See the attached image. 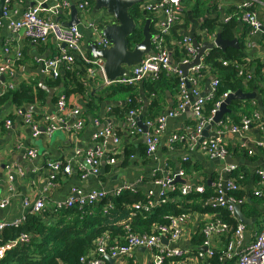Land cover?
Segmentation results:
<instances>
[{
	"label": "built area",
	"instance_id": "built-area-1",
	"mask_svg": "<svg viewBox=\"0 0 264 264\" xmlns=\"http://www.w3.org/2000/svg\"><path fill=\"white\" fill-rule=\"evenodd\" d=\"M15 1L3 0L0 28L5 25L12 33L22 31V36L32 44L39 45L48 40H53L60 47L57 54L51 57L37 56L34 58V63L48 77L55 79L64 71H74L84 65L85 73L83 78L89 82L99 76L105 86L116 84L140 85L145 78L156 80L164 72L178 79L176 102L165 112L163 111L153 117H146L142 121L145 130L138 124V116L142 115V106L130 108L125 112L124 128L130 136H142L146 156H152L158 150L160 137L165 131L167 120L180 115L186 108H189L190 119L193 124L188 125L184 131L175 132L168 137L170 149H174V147L179 145L183 153L185 151H197L210 160H224L227 156L230 157V148L223 139L224 134L230 133L236 135L241 141H245L247 140L245 134L252 128L259 132H264V119L260 117L257 111L245 113L238 110L235 112L228 106L230 112L225 113L218 121H213L214 114L220 108L221 103L227 98L229 93L234 91H224L217 95V99L214 100L216 97L215 92H217V87L219 86V75L211 69L205 56L210 48L219 47L214 43L216 35L220 32L219 28L221 25L229 22L232 14L224 11L212 28H203L204 37L199 36V44L207 42L213 44V46L206 48L199 56L198 62L189 66L184 73L181 65L189 64L194 60L196 49L192 38L186 32L182 31V29H177L176 33L179 36H175L172 33V29L175 26L180 27L184 22L186 0H143L139 3L140 11L150 18L152 17V51L144 54L139 63L128 67L126 75L109 80L104 71L105 60L100 57H93L89 52L90 50L84 48L80 26H84V28L91 30L96 35L92 43L98 49H106L111 44L108 39L102 36L101 27L104 24L113 22V15L108 14L106 11L105 13L101 11V16L90 20L87 15L93 7V0H76L74 2L76 12L84 15L85 22H82L78 17L76 24L67 26L61 23L59 18L64 11L70 9L71 3L69 0H35L32 5L23 9L17 17H13L12 14H17V9L12 8ZM258 2L260 1L241 0L236 8L240 10V18L248 27L249 33H261L264 44V16L260 18L254 8ZM105 14L107 17H105ZM173 51L181 53L175 63L172 60ZM3 52L6 56L0 63V97L8 90L15 88L12 80L15 70L14 66L16 62L23 58L22 51L9 45V42L4 45ZM260 63V74L264 77V60L260 61ZM222 65H230L235 68L236 78L240 79L244 88H247L248 82L255 77L254 67L248 63L247 57L243 56L240 61L224 59L222 60ZM2 76L4 77L3 80L1 79ZM207 78H209L207 93H204L203 84ZM242 91L244 92V90ZM140 99L143 104L149 102V99L144 94H141ZM212 99L214 101L207 114L205 104ZM129 101V99L126 100V102ZM54 103L58 118L66 115L67 102L65 95L57 96ZM244 106L245 104L243 103L240 108L242 109ZM233 113L237 115V121L231 116ZM70 114L76 117L71 129L80 130L83 127L81 109L78 106H74L70 109ZM14 115L21 118L23 124L29 128L33 138L39 135L49 137L58 128L55 116L53 119L49 117H45L43 120L36 119L31 109L23 112L21 108H16ZM95 124H98L97 120ZM10 125L11 120L6 119L5 126L9 127ZM209 127L211 128L210 136H203V131ZM109 138L112 139L114 144L119 141L112 129L104 126L92 134V142L88 148L75 150V158L72 161H47L45 164V169L48 171L45 182L46 188L53 184L61 172L67 175L70 174L73 167L80 170V176L85 178L87 175H98L102 161L108 165L115 164L120 150L116 146H109ZM256 145L264 148L263 142H257ZM17 146L21 147V144L18 143ZM244 151L251 154V152H248L247 146ZM25 154L28 158H34L36 150L32 147L26 148ZM181 159L184 162L190 160V157L188 154H184ZM5 168L6 189L10 195L0 198V208L10 202L11 195L14 193L12 185L14 178L16 176L21 177L24 174L22 168L18 165H6ZM235 169L236 165L234 164L221 165L219 170L214 173L213 178L207 180L213 186L214 193L207 198L204 205L213 209L225 208L231 214H234L233 203L241 202L228 194L229 191L238 189L236 179L230 176ZM157 173H160V175L156 176ZM223 174H227V176H223ZM188 175L189 173L183 167L168 171L167 165L164 163L162 169H154L149 175L150 188L145 194V202L133 204V207L149 211L151 208L166 202L167 191H177L181 195L203 193L205 178H200L198 183L195 184L186 183V180H189ZM257 175L260 181L264 182V170H257ZM176 179L180 180L177 185H175ZM142 182H144L142 177L134 183L124 181L111 192H106L101 188L89 191H83L78 187L73 188L67 198L58 200L49 208L58 210L73 206L78 208L92 206L102 201L107 194L116 196L122 191L135 190L136 185H141ZM154 186L156 190L151 189ZM254 195L264 198L261 190L255 191ZM262 206L264 207V200L262 201ZM22 207L25 210L24 214L27 212L41 213L47 208L43 196L33 201L23 198ZM112 207L113 204L111 202L106 203L104 205L105 212ZM24 214L14 221L0 222V229L7 225L16 226L20 224L24 219ZM213 214V217L206 220L200 228V234L203 236L200 245L202 247L196 252L188 253V251L176 245L190 216L189 212H182L177 215H166L167 224H153L149 232H134L129 224H124L125 234L123 242L110 241L107 232H104L95 238L93 254L81 256L79 261L81 264H106L107 256L114 259L126 258L131 256L134 248L142 247L151 251L152 264H162L165 258H175V264H190L188 260L190 257H194L197 260H208L213 255H218V259L222 262L235 258L234 264H264V214L260 220L259 229L254 232L253 238L249 243H244L245 225L238 222L230 240L218 251L212 246V237L226 233L229 230V225L221 220L217 213L214 212ZM163 239L166 242H163ZM27 241L28 235L21 233L16 239L0 245V258L4 256L7 249H10L18 242ZM202 248L206 249L203 250Z\"/></svg>",
	"mask_w": 264,
	"mask_h": 264
},
{
	"label": "crops",
	"instance_id": "crops-1",
	"mask_svg": "<svg viewBox=\"0 0 264 264\" xmlns=\"http://www.w3.org/2000/svg\"><path fill=\"white\" fill-rule=\"evenodd\" d=\"M69 1L72 5L76 0ZM198 1L199 0H186L185 11L187 20L185 19L181 25L182 31L186 32L187 35L192 38V41L195 39L198 45L201 46L204 42L199 44V36L204 37L203 28L212 27L213 24L217 22V19L222 16L224 11H226L232 14V17H237L239 20L237 25L238 28L234 33L242 37L244 57H247L248 63L254 67L253 64L255 61L264 60L262 34L259 32L249 33L248 27H246L240 18V10L236 8L241 0H203L205 3L201 8L198 6ZM259 1L260 2H258L254 8L258 16L262 18L264 16V0ZM34 2L35 0H16L12 8L17 9V14H12L13 17H17L23 9L29 7ZM93 8L94 1L93 7L87 15L90 20L101 16V11H104V13L106 11L104 10L105 8H100L97 11ZM71 15L70 6L69 10L61 14L59 21L66 24L71 20ZM76 15L82 22H85L83 14L77 13ZM205 22H209L212 25H205ZM136 24L137 27L140 26L141 21L138 23L136 22ZM104 25H102V27ZM151 25L150 32L153 29V24ZM80 28L82 29L84 48L90 50L89 44L93 42L96 35L91 30L84 28V26H80ZM242 34L244 35L242 36ZM8 42L12 47L19 48L23 54V58L16 62L14 66L15 70L12 78L15 85L14 89L18 88L21 84H26L32 86L35 92L34 86L38 85L46 92V96L44 102L35 99L32 104H24L22 107H16L9 102L0 104V198L10 195L6 189L5 182L6 165H18L24 172L23 176H16L12 181L14 193L11 195L9 204L0 208V222H11L24 214L25 210L22 207L23 198H28L33 201L43 196L46 207L49 208L58 200L67 198L71 194L73 188L78 187L83 191L101 188L106 192H111L124 181L134 183L141 177H149L154 169H162L164 163H166L168 171L170 169L175 170L182 168L183 161L181 158L184 154H188L191 161L198 163V169H191V173L188 175L189 180H186V183H198L200 178H205L207 181L214 176V173L219 170L221 165H226L221 164L219 160H210L197 151H185V153H183L179 145L174 147V149H170L168 146L167 139L170 135L178 131H184L188 125H191L189 108H186L180 115L167 120L166 128L160 137L156 153L152 156L143 155L142 147L144 148V145L142 136H130L124 128L125 113H122L118 108L124 103L123 100L106 99L102 91L107 86L103 85L99 76L89 82L85 79V96L76 93L65 96L67 112L65 113L66 115L58 118V112L52 98L62 95L64 93V87L62 85L58 87L48 85V82L53 78L46 76L40 71V67L34 63V58L37 56L51 57L57 54L60 47H58L53 40H48L39 45L32 44L22 36V31L12 33L4 25L0 28V63L6 56L3 52V48ZM176 54V51L172 52V60L174 63ZM208 81L209 78L204 81V93H207ZM43 87H50L55 90L50 100H48L47 91ZM251 91L256 92L258 99H253V101L248 103V106L252 107V110L245 111V105L241 111L245 113L257 111L260 117L264 119V105L262 104V98L259 92L249 88L244 90V92ZM87 93L92 99L87 98ZM175 102L176 92H167L165 103L162 104V110L165 112ZM147 105L148 103L142 105V121L147 116ZM27 106H31V111L36 119L43 120L45 117L53 119L55 116L58 128L49 137L39 135L33 138L29 128L23 124L21 118L14 115L16 108L28 110L26 108ZM74 106H78L82 112L81 118L83 119V127L80 130L71 129L73 123L76 121V117L70 114V109ZM6 119L11 120V125L9 127L5 126ZM96 120L98 124H95ZM104 126L110 127L119 139L117 144H114L111 138L108 139L109 146H116L120 150L115 164L108 165L102 161L98 175H87L85 178L80 176V170L73 167L70 174L67 175L61 172L53 184L46 188L45 182L48 176V171L45 169L46 162L49 160L72 161L75 158V150L88 148L92 142V134ZM210 134L211 128L209 127L206 137L210 136ZM245 136L247 140L241 141L236 135L226 133L223 135V139L230 148V158L237 160L238 163L236 166L238 168H241V170L244 168L245 175L242 182H240V187L241 190L245 192L246 197L237 204L240 205V211L243 216L247 218V222L243 223L245 225L244 243L247 244L252 240L254 232L258 229L260 220L264 214L262 200L259 201L258 198L251 201L249 200V196L254 194L257 190H261L264 194V182H261L257 175V170H264V148L256 145L257 142L264 143V132H259L255 128H252ZM18 143L21 144V147L17 146ZM242 144L244 145L242 146ZM246 146L248 147V152H251V154L244 151ZM29 147L36 150V156L34 158H28L25 154V149ZM126 148L131 152L129 158H127V163L123 164ZM223 176H227V174H223ZM257 177L258 179H256ZM149 185L148 178L144 179L141 185H136V188H143L146 194L147 190L150 188ZM151 189L156 190V187L154 186ZM247 201L249 202L247 203ZM246 203L247 205L242 206ZM190 210L189 219L184 225L180 240L176 244L181 249L188 251V253L196 252V250L202 247L200 246L201 242L196 243L194 237L196 235H201L200 228L203 223L214 215L210 212H202L195 209ZM259 213L262 214L260 215ZM123 221L120 222L122 223ZM225 241V236L221 234L215 235L212 237V246L218 251L225 246ZM90 254H93V251H90ZM151 258V251L142 247H136L132 250L131 256L115 259L114 264H152ZM188 260L190 264H206L207 261L197 260L194 257H190ZM106 264H109L107 260Z\"/></svg>",
	"mask_w": 264,
	"mask_h": 264
},
{
	"label": "trees",
	"instance_id": "trees-1",
	"mask_svg": "<svg viewBox=\"0 0 264 264\" xmlns=\"http://www.w3.org/2000/svg\"><path fill=\"white\" fill-rule=\"evenodd\" d=\"M129 13L137 23L141 21L140 26H138L129 37L131 45L142 39V26L145 19L149 16L140 11L139 4L132 6L129 9ZM185 19L187 20L186 17ZM238 21L237 17H232L229 22L222 24L219 28L222 38L228 40L234 38L238 39V47H227L225 50L219 47H212L205 56L211 69L219 75V86L217 87V92H215L216 97L214 100L217 99V95L224 91H236L238 89L246 90L249 88L259 92L262 98V104L264 105V77L260 74V61H255L253 64L255 77L252 81L248 82L247 88H244L240 79L236 78V70L233 66L222 65V60L224 59L240 61L244 56L242 37L234 33L238 28ZM205 25L211 26L212 24L205 22ZM151 27L150 25V28ZM177 29H181V26H175L172 29V33L175 36H179V34L176 33ZM243 35L244 34H242V36ZM176 52L175 60H178L181 53L178 51ZM84 73L85 66L82 65L74 71H64L57 78L51 79L48 85L53 87L62 85L64 87L63 94L65 96L74 93L85 96L86 85L84 84ZM177 85L178 79L164 72L156 80L145 78L140 85L116 84L107 86L101 91L106 99L123 100L124 103L120 107L117 106L122 113H125L130 108L142 106L143 103L140 96L144 94V96L149 99L146 117H153L163 112L162 104L165 103L167 92H176ZM34 87L35 92L32 86L26 84H21L16 89L8 90L0 97V104L9 102L16 107H22L24 104H32L35 99L44 102L46 92L38 85ZM87 98H90L89 94ZM56 99L57 96H54L52 101L55 102ZM90 99H92V97ZM127 99L130 101L126 102ZM214 100L212 99L205 104L207 114ZM251 101L253 100H233L229 107L236 112L243 109L240 108V105L244 103L246 105L245 111H250L252 107L248 106V103ZM231 116L235 121L238 120L235 113L231 114ZM190 123L193 124V121L191 120ZM130 152L128 148L125 149L123 164L127 163ZM142 154L145 155L143 147ZM197 165V162L191 160L182 163V167L188 173H191L192 168L198 169ZM159 175L160 173L156 174V176ZM244 175V168L241 170V168L237 166L230 175L236 179L238 189L229 191L228 194L233 196L237 201H242L246 197L245 192L241 190L240 187V182H242ZM148 178V176H145L144 179ZM256 179H258V177ZM175 183V185H177L180 181ZM203 183V193H188L181 195L177 191H167L166 202L151 208L149 211L133 207V204H142L145 202L143 188L137 187L135 190L122 191L116 196L107 194L102 201L92 206H84L82 208L73 206L71 208H61L58 210L46 208L41 213L27 212L24 214V219L20 224L16 226L7 225L0 229V245H4L16 239L21 233H26L28 235L27 242H18L5 251L4 256L0 258V264H81L79 261L80 257L90 254V251L95 247V238L104 232H107L110 241L117 240L123 242V236L125 234L124 224L126 223L129 224L131 230L134 232H149L153 224H167L166 215H177L182 212L190 213V209L210 213L215 212L219 215L218 217H220L221 220L227 222L229 230L221 234L226 237V243L232 237L238 221L234 214H231L225 208L213 209L210 206L204 205L207 198L213 195L214 189L209 181L205 180ZM256 198H258L259 201L264 200L262 196H256L254 194L249 196L250 201ZM108 202H111L113 207L105 212L104 205ZM248 202L249 201H247V203ZM247 203L242 206L247 205ZM120 221L123 222L121 223ZM194 240L196 243H200L203 240V236L196 235ZM234 261L235 258L222 262L218 259V255H213L208 258L206 264H233ZM175 263V258H165L162 264Z\"/></svg>",
	"mask_w": 264,
	"mask_h": 264
},
{
	"label": "water",
	"instance_id": "water-1",
	"mask_svg": "<svg viewBox=\"0 0 264 264\" xmlns=\"http://www.w3.org/2000/svg\"><path fill=\"white\" fill-rule=\"evenodd\" d=\"M94 10L97 11L100 8H105L108 14L113 15L114 21L107 23L102 27L101 34L103 37L109 40L111 46L106 49H98L94 43H90V52L93 57H100L105 60L104 71L105 75L109 80H114L118 77L127 74V68L139 63L142 56L152 51L151 47V18H146L142 26V39L139 42L132 43L130 45L129 37L137 28L135 19L130 15L129 9L141 3L143 0H93ZM3 7V0H0V15ZM71 20L65 25L70 26L77 23V12L74 4L71 5ZM214 43L219 46L222 50L227 47H238V40L236 38L228 40L222 38L220 32L217 33ZM193 45L196 49V56L192 62L186 65H181L184 73L186 69L198 62L199 56L203 53L206 48L213 46L211 43H203L201 46L198 45L197 41L193 39ZM3 80L4 77L2 76ZM47 91L48 100L52 98L55 90L50 87H43ZM258 99L255 91L243 92L238 89L232 93H229L227 98L221 103L220 108L215 112L213 121H218L225 113L230 112L228 107L233 100H253ZM27 109H31V106H27ZM26 109H22L24 112ZM142 115L138 116V124L145 127L142 124ZM203 135L207 136V128L203 131ZM220 163L234 164L238 162L227 156L224 160H219ZM176 181H180L176 179ZM233 212L237 217L238 221L242 223L247 222V218L243 216L240 211V205L233 203ZM163 242L166 240L163 239ZM206 249V248H202ZM109 264H114L115 259L106 257Z\"/></svg>",
	"mask_w": 264,
	"mask_h": 264
},
{
	"label": "rangeland",
	"instance_id": "rangeland-1",
	"mask_svg": "<svg viewBox=\"0 0 264 264\" xmlns=\"http://www.w3.org/2000/svg\"><path fill=\"white\" fill-rule=\"evenodd\" d=\"M204 3H205V1H203V0H199V1H198V6L201 8V7L204 6ZM105 17H107L106 14H105Z\"/></svg>",
	"mask_w": 264,
	"mask_h": 264
}]
</instances>
